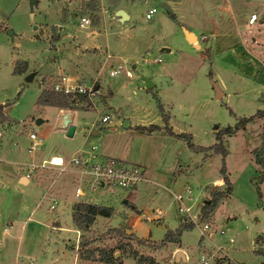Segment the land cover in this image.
Returning <instances> with one entry per match:
<instances>
[{"label": "rangeland", "instance_id": "1", "mask_svg": "<svg viewBox=\"0 0 264 264\" xmlns=\"http://www.w3.org/2000/svg\"><path fill=\"white\" fill-rule=\"evenodd\" d=\"M120 1L125 0H36L30 7L28 0H0V101L7 104V114L11 119L0 117V232L2 227L9 229L8 236L0 234V264H105L79 258V254L87 248H113L114 253L127 256L122 257L121 264H136L128 255V248L129 251L135 250L138 255L152 258L154 264H163L160 261L164 259L163 254L153 256L152 252L157 253L160 249L167 251L166 244L168 247V243L177 244L178 240L181 246L189 250V260L180 261V264H201L198 261L201 255H204L207 264H214L220 254L215 252L214 246L222 247L232 234H239L238 238L245 246L252 236H264V167L255 162V154L264 141V116H254L257 110L264 111V20H261L264 17V0H234L236 5L239 4L248 13L256 12L258 18L252 26H240L244 43L237 46V49L241 47L243 55L223 56L216 63L217 67H210L207 60L204 63L200 60L199 63H193L195 50L179 43L177 36L180 37L181 32L171 17L176 12L171 2L175 0H128L131 4V17L122 23L111 22L112 26L105 32L106 36L113 37L121 34L123 27H127L120 37L126 38V35L135 41V46H126L122 53H114V56L126 59L124 66L132 74V79L121 84V89L129 95L134 91L133 97L140 103L135 109L139 115L159 113L162 109L164 113H173L175 119H180V112H170L171 104L177 98L185 101L183 114H187V117L182 120L185 129L183 133L190 135V143L197 149L188 147L182 138L179 144V141L176 143V140H170L167 136L165 140L155 138L152 141L135 134L127 141L128 137L122 139V135H117L114 141H125L124 149H127L128 154L137 150L146 154L148 151L145 166L142 163L136 164L143 168L144 173H152V183L140 187L139 182L134 191L109 187L89 191L85 188L87 197L82 200L74 197L72 187L68 198L57 200L53 211L48 210V201L35 207V213L31 214L29 222L22 225L23 229H20L21 223L15 221L17 218L25 220L39 197V188L16 183L17 176L25 174L28 164L36 162V167L29 173L30 179L34 178L36 183L40 180V184L48 183L53 180L58 169L55 166V169L51 168L47 163L39 166L42 156L55 152L69 155L73 151L72 144L60 141L56 134L55 110L38 104L37 96L44 86L45 90L51 91L50 84L60 73L58 65L62 62L58 61L68 62L74 47L79 48V44L90 37L87 32H101L93 38L103 46L105 36L101 29L102 10L111 13L115 6L122 5ZM177 1H180L182 11L188 16L201 13L206 5H211L210 0ZM219 1L224 3V0ZM150 5H154L156 10L146 19L144 10ZM81 15L89 18L87 28L78 26ZM60 28V32H57ZM6 29L12 30V36L5 33ZM175 29L178 31L177 36ZM161 44L169 45L171 52L160 51ZM200 44L202 47L205 45L202 41ZM88 52L90 54V50ZM186 55L192 58L191 68L183 66ZM156 56L162 62H154ZM100 61L95 60L94 69H97ZM168 61H173V64ZM109 62H113V59ZM131 64L135 65L134 69L130 68ZM215 72L219 77H215ZM156 73L160 76L154 77ZM28 76L31 77L26 80ZM89 76L82 75L80 79L90 85L94 79L92 75ZM142 78H148L154 84L151 92L158 93L162 100L150 92H147L149 97L138 94L135 85H140ZM112 80L106 68H103L98 79L101 86L98 90L102 95L97 92L91 97L95 107L85 109L82 115L87 121L83 125L85 130L98 129L100 136L107 130L108 122L97 121L94 126H90L89 122L95 121L103 112L108 113L110 97L103 93L108 90ZM211 80L223 92V96L217 100L214 99ZM142 93L146 96V91L142 90ZM14 101L17 103L13 104ZM119 105L122 114L126 108L125 101L122 100ZM159 115L161 117V113ZM248 116H252L251 121L239 125L233 133L221 136V145L225 150V155L221 156L214 149L218 143L215 133L224 127H232L240 118ZM36 119L42 120V123L36 124ZM30 132L43 137L42 145L32 153L27 150ZM154 149H160L161 152L153 153ZM259 156L264 158V151ZM221 164L228 183L222 181L220 185H215L219 183L216 179L221 178ZM66 173L62 174L63 178ZM154 181L161 185L157 186ZM166 187L168 191L164 189ZM186 189L194 197L190 215L199 227L206 222L210 224L209 228L201 237L197 226L192 224L190 228L180 231L176 242H166L163 248L159 246L161 239L167 231L174 232L179 227V218L182 223L191 224L188 218L185 222L178 213L173 198L174 194H185ZM211 191H220L221 196L212 213L202 218L201 207L204 200L210 197ZM64 201H74L72 208L78 202L103 205L112 208L111 214L119 211L118 215L123 213L121 209L126 210L130 205L134 210H131L129 219L137 218L143 236L149 235L153 240L160 241L153 243L137 238L125 224H97L95 217L90 225L78 228L71 221L68 209L57 214V221L65 228L58 231L51 227V224L56 223H50L49 219L63 209ZM22 210L25 212L23 216L20 215ZM199 210L200 216L197 218ZM211 214L213 221L210 219ZM145 217L150 220H145ZM229 222H233L231 227L226 226ZM122 232L130 236L125 237ZM208 232H212L213 236H208ZM16 233L20 235L19 244L10 237ZM84 241H88V244L80 247ZM233 241L237 242L235 237ZM60 245H64L67 255H63ZM120 245L126 246L121 250ZM243 249L247 250V247ZM261 249L264 250V243ZM240 260L248 263L247 259L240 257Z\"/></svg>", "mask_w": 264, "mask_h": 264}, {"label": "crops", "instance_id": "2", "mask_svg": "<svg viewBox=\"0 0 264 264\" xmlns=\"http://www.w3.org/2000/svg\"><path fill=\"white\" fill-rule=\"evenodd\" d=\"M210 1H211L210 2L211 5L210 4L206 5V7L203 8V10H201V13L196 12L192 16H188L182 11L180 7V1H177V0H175L174 2L171 1L172 4L175 5L173 6L174 10H176V12H174V15L171 14V17L174 18V22L177 24V26L175 27H178L180 29V32H181L180 37L177 36L178 31L176 29L174 33H175V36H177V39L179 43L181 44V46L183 47L186 46V48L188 49L190 48L192 50H195L197 59L194 58L193 63L198 62V60L204 63V60H207L209 62L210 67H217L216 63L219 62V59L222 58L223 56L233 55V56L240 57L243 55L241 47H240V50L237 49L238 48L237 46H241L244 43V39L241 36L240 26H242V24H244V26L245 24H247V26H250V24L247 22V17L249 13H251L252 11H249L248 13L245 8L241 7L239 4L236 5L234 3V0H224V3L220 2L219 0H210ZM121 2H122V5L115 6L112 9L111 13L106 11V9L102 10L100 19H101L103 28L101 29L104 32V36H105L103 46L97 43V40H94L93 38V36L99 35L101 34V32L98 33L96 30L95 31L92 30L91 32H87L88 35L90 36L88 37V40L80 43L78 46L79 48L74 47V50H72V56L68 60V62L64 60L58 61V62H62L58 65V69L60 72L58 75H61V74L64 75L68 79V81H70L71 83H75L77 81L85 82L82 79H80L82 78V75H90V76L92 75L91 78L94 79V82L92 83H94V86L97 89V92L100 93L101 95H102L101 91L98 90L101 88L100 84L98 83L99 73L103 68H106L107 75L113 79L110 83L109 88H107L108 90L107 91L104 90L105 93H103V95L110 97V103L107 107L108 113L103 112L102 115H98L95 121L89 122V125L94 126L98 121L97 120L98 117L107 115L110 121V122L108 121V124H107L108 128L102 136L99 135L98 129L90 128L89 130L87 129L85 130L83 125L86 124L87 121L85 120V118H82V115L85 112V109L95 107V105L90 99L88 100L87 98H85L84 95L72 96L73 102H70V104H67L66 106L40 104L44 107H50L55 110L56 124H57L56 134L60 141L71 143L73 146V151L69 155H66L64 153L62 154L59 152L49 153L47 154V156H42L43 158L42 160H44L45 157H47L48 159L51 157L52 158L60 157L63 161H67L69 157L73 155L91 153V150H90L91 146H95L94 154L96 157H103V156L116 157L122 160L126 159V161H131L133 163L134 162L142 163L145 166L146 161L148 159L147 158L148 156L146 157V155L148 154V151H146V154L143 151L139 152V150L128 154L126 152L127 149L126 148L124 149L125 141H121L123 138H125V136L128 137L127 141H130L129 139H132L135 134H138L152 141H155V138L156 139L160 138L161 140H165L166 138H169L170 140H173V139L176 140V143L179 141V144H180L181 138L168 135L167 132H165V130L163 129L164 124L159 115L160 112L159 113L154 112L155 114L140 113L139 115V113L135 112V109L138 108V105L140 103L138 99H135L133 97L134 91H132L131 95H129V94H126L123 89H121L122 88L121 84L124 85V83L129 82L132 79V74L130 72L129 77H126L123 75L122 71L129 69L128 67L124 66V64H126L125 63L126 59L121 58V56L119 55L114 56L116 55L114 53L117 51H119V53H122L123 51H125L126 46H131V47L135 46V41L130 40L129 37H127L126 35H124L126 38L120 37L123 35L122 32L125 31L127 27H123V29L120 31L121 34H118L116 36L108 37L105 35L106 34L105 32H107V29L112 26L111 22L117 21V22L122 23L131 17V13L129 11L131 9L129 5L131 4H129L128 0H125L124 2L120 1V3ZM117 8H122L127 13V18H125L123 21H119L118 17L114 14ZM261 20L263 21L264 17ZM83 28H87V26ZM88 28H91V26H89ZM60 30L61 28L58 29L57 32H60ZM184 30L191 34V39H193V41H189L187 39ZM91 33H94V34L90 35ZM200 41L205 43L204 47L201 46ZM159 47H160L159 49L160 51L164 50L165 52H171V48L169 45L167 46V44H161ZM88 50H90V54L89 52L86 53V51ZM96 59L97 60L99 59L101 61L98 63L97 69H94L96 65L95 63ZM112 59H113V62H109V60H112ZM153 61L156 63L162 62L160 58H158L157 56L153 58ZM168 62L170 64H173V61H168ZM184 64L185 65L183 66H186L187 68L192 67V58L189 55H186ZM118 66L121 68V71L115 73L114 75L108 74L111 69L118 68ZM134 67H135L134 64L130 65L131 69H134ZM154 75H153L154 77L160 76L159 73H156ZM214 75L215 77H219L217 72H215ZM121 77L123 78V80L121 79ZM119 78L122 80V82L120 81ZM148 82H149V79H148ZM149 83L151 84V82ZM210 84L214 92V99L217 100L215 96L218 94L221 98L223 96V92L221 91V89L216 85V83L213 80L210 81ZM135 86L138 91V94L141 93L143 97H149V93L147 94V92L152 93L151 91L153 90L154 84H151L150 87H146L144 78H142V83L140 85L136 83ZM45 89L46 87L44 86L42 90H40L39 94ZM142 90L146 91V96H144V93H142ZM157 94L152 93V95H154L155 98H159L160 100H162L159 97V94L158 95ZM178 99L179 98H177L174 101L175 103L171 104L170 112L171 111L180 112L182 114L181 118L175 119L173 116V113L172 114L170 113L169 115L168 113H165L167 115L166 129H169L174 134L183 133L185 131V129L183 128L182 120H184V118L187 117V114H183L185 113L184 112L185 101H180ZM122 100L125 101L126 108L124 109V112L121 114L119 103ZM163 100L166 101V99H163ZM16 103L17 101L13 102V104H16ZM144 103H146L145 100H144ZM86 106H89V107H86ZM0 108H1L2 115L8 118L9 120H11L9 118V115L7 114V104L4 103L3 100L0 101ZM113 115H114V119H113ZM121 118L123 120H120ZM40 123H42V120ZM70 124L74 126V129H73L71 137H67L65 135V131H66L67 126ZM147 125H156L158 128L151 132L137 130V127L147 126ZM117 135H122V139L115 142L114 139ZM42 138H43L42 136L36 135V139L39 141L38 147L42 145ZM158 152H161V150L154 149L153 153H158ZM29 153H32V151H29ZM32 165L36 166L37 163L31 162L30 164H28L29 166L27 168L29 169L28 172L26 169V173L18 175L16 179V183H19L20 185L28 186L31 184V185H34L33 186L34 188L36 189L39 188V197L37 199V203L35 204L34 207H31V209L28 212V215H26L25 217V220H22L21 218L15 219L16 222L21 223L20 229H23L22 225L25 222L30 221L31 214L35 213L36 211V209H34L35 207L37 208L43 201H48L49 202L48 210L53 211L56 208L57 200L59 198H62V200H65L66 198H68L69 190H71L70 188L73 187L74 189V185L76 183V175H75L76 173L72 172L69 169H66L63 172L57 171L58 174L56 173L57 175L56 174L54 175V178L52 181L45 183L46 185L43 184L42 182H41L42 184H40V180L39 182L36 183L34 178L30 179L31 176L29 175L30 171L32 170L31 169ZM52 167L55 169L54 166H51V168ZM263 171L264 169H262V172ZM64 172H67L66 173L67 175L65 178H63L64 175L62 176ZM151 174L152 173H149V171H147V173H144V179L141 181L140 187L144 186L145 183H152L151 179H154V178H151ZM262 179H264V176ZM157 181L161 182V180H157ZM216 181L219 183H216V184L214 183L215 185H220V183H222L221 178H217ZM154 183L157 186L161 185L160 183L155 182V181ZM167 187L164 189H167L168 191ZM134 190L135 188H133L131 191H134ZM52 199H54V205H53V208H50ZM31 200L29 201L31 202ZM73 202L74 201H71V202L64 201L63 209L57 211L56 215H52L51 219H49L50 223H56L54 225L51 224V227H55L56 230L58 231L65 229L62 226H60L59 222L57 221V217H58L57 214H61L66 209H68L70 213L69 216L71 219V211H72ZM129 206H128V209L126 210H124L125 208L121 209L123 210L124 214L122 213L121 215H118L119 211L118 212L113 211V213L109 217H104V216H99V215L94 216L95 217L94 221L100 225L104 223L113 224L111 226H115L118 224L119 225L125 224L127 227L130 228V232L134 234L137 238L147 239L153 243L159 242L160 240L158 241L153 240L152 238H150L149 235L146 237L143 236L140 230V222L137 220V218L129 219L131 210L132 209L134 210V207L132 206L129 207ZM24 214L25 212L24 210H22L20 215L23 216ZM38 216L40 217L41 214H39ZM210 219L211 221L214 220L212 214H211ZM181 223L182 221L179 218L177 222V226H179ZM229 223L230 224L226 225L227 227H231L233 225V222H229ZM197 228L199 230L200 236L202 237L203 235H202L201 230L199 229V227ZM8 232H9V229H7L6 227H2L0 234L8 236L9 235ZM238 235L239 234H232L231 237H228L227 242H225V244L222 247H219L221 245L214 246L215 252L220 253L215 258L214 264H216L217 261L220 262V260L222 259L221 257L223 256L226 257V261H228L229 264H264V250L261 249L262 244L264 243V236H261V235L252 236V238L248 240L247 246H245L243 241L238 238ZM10 237L13 239H16L17 243H18V239H20V235L17 233L14 235H11ZM233 237H235V240H237V242L233 241ZM178 241H177V244L174 243L171 245V243H168V247L166 244L165 249L167 248V251L160 249V251H158L157 253L152 252L151 255L154 254L153 256H157L162 253L164 259H161L160 261H162L163 264H172L173 262H175L176 264H180V261L186 262L187 260H189V253H188L189 250L181 246ZM197 242L199 243V239ZM244 247H247V250H244L243 249ZM60 249L63 251L64 256L67 255V252H65L64 245H60ZM113 255L120 259L119 264L122 263V259L124 257L125 258L127 257V256H124L123 254L122 255L119 254L118 252L113 253ZM240 257L242 259H247L248 263L242 262L240 260Z\"/></svg>", "mask_w": 264, "mask_h": 264}, {"label": "built area", "instance_id": "3", "mask_svg": "<svg viewBox=\"0 0 264 264\" xmlns=\"http://www.w3.org/2000/svg\"><path fill=\"white\" fill-rule=\"evenodd\" d=\"M156 10L154 5H150L144 11V17L146 19L151 17V14ZM258 16L256 12L252 11L249 13L247 17V22L252 24L255 20H257ZM89 24V18L86 15H81L78 18V26L86 27ZM159 60V59H157ZM121 71V68L111 69L109 71V75H114L115 73ZM123 75L126 77L130 76V70L126 69L122 71ZM50 90L56 93H60L63 95H84L88 99L93 97L97 93V89L94 84L91 83L87 85L85 82L77 81L75 83H71L64 75H58L57 79H55L50 84ZM98 121L104 123L108 122V116H100L97 118ZM29 145L27 147L28 151L35 150L39 141L36 139V134L30 132L28 134ZM95 146H91V153L89 154H81V155H73L69 157L67 161H63L60 157L59 162L57 164L52 163V157L48 160H42L39 163V166H44L45 163L50 166H55L59 172H62L66 169L71 170L72 172L78 174L76 177V183L73 189V195L75 198L82 200L87 197V190L92 191L99 187H109V188H117V189H133L136 185L144 179V170L143 168L136 163L128 162L116 157H96L94 154ZM35 165L31 166V169L35 168ZM174 201L176 202L178 213L183 216L184 221L186 222V218H188V222L197 225V222L194 221L193 217L190 215L191 204L194 200V197L191 196L190 190L186 189L185 194L181 195V193H177L173 195ZM54 199H52V203L50 204V208H53ZM200 216V210L198 211L197 218ZM145 220H150L148 217H145ZM209 223L203 222V224L199 227L202 232H204L209 228ZM220 233H223L220 230ZM208 236L212 237L213 233L208 232ZM221 264H229L226 261V257H221ZM198 261L201 264L206 263V258L204 255H201ZM31 264V263H29Z\"/></svg>", "mask_w": 264, "mask_h": 264}, {"label": "trees", "instance_id": "4", "mask_svg": "<svg viewBox=\"0 0 264 264\" xmlns=\"http://www.w3.org/2000/svg\"><path fill=\"white\" fill-rule=\"evenodd\" d=\"M69 96V95H67ZM65 98L67 100H65ZM68 102H73L72 97H64L63 94L56 93L53 91H48L44 90L42 91L38 98H37V103L42 104V105H55V106H66ZM1 110V108H0ZM161 113V120L163 121V129L165 132H167L170 135H173L178 138H182L185 140L186 144L188 147L192 149H197V147H194L190 143V135L186 133H179V134H174L172 133L169 129H166V122H167V115L160 109ZM264 116V111L257 110L254 113V116ZM0 117H3L1 111H0ZM252 120V116L248 117H242L240 118L235 125L232 127H224L220 130H218L215 133V138L218 140V143L214 147L215 151L220 152L221 156L225 155V150L223 149L221 145V136L224 134H231L233 133L238 126H243L245 123L249 122ZM158 127L156 125H148V126H140L137 127V130L139 131H146V132H151L153 130H156ZM264 151V141L262 143V147L258 152L255 154V162L258 163L259 165L264 167V158L260 157V152L262 153ZM220 174L222 181L225 182L226 184L228 183V179L224 173V166L221 164L220 168ZM221 196L220 191H211L210 192V197L207 200V202H203L202 207H201V217L206 218L209 213L213 210L215 207L217 201L219 200ZM112 212V208L106 207L103 205H97V204H91L87 202H78L74 205L72 208V214H71V219L72 222L78 227V228H84L85 226H88L92 223L94 216L99 215V216H104V217H109ZM192 224H185L181 223L179 227L174 231H167L161 239L159 246H163L166 242H176L177 238L180 234V231L185 228H190ZM125 237H129L128 235L125 234V232H122ZM88 241H84L83 243H80V247L85 245ZM139 243H143L142 240H138ZM88 244V243H87ZM123 246L126 245H120L119 249H123ZM96 253V255H95ZM114 249L113 248H87L85 251L79 254V258L85 259V260H94V261H99L105 264H110V263H118L119 258L115 257L113 255ZM124 253V252H123ZM128 255L132 257L136 264H154V261L150 257H145L142 255H138L135 250L131 249L129 251L128 248ZM216 264H221L219 261L216 262Z\"/></svg>", "mask_w": 264, "mask_h": 264}, {"label": "water", "instance_id": "5", "mask_svg": "<svg viewBox=\"0 0 264 264\" xmlns=\"http://www.w3.org/2000/svg\"><path fill=\"white\" fill-rule=\"evenodd\" d=\"M35 2H36V0H28V3H29V6H30V7H31L32 4H34ZM114 14L118 17L119 21H123L125 18H127V13H126L125 10L122 9V8H117V9L115 10ZM184 31H185V30H184ZM5 33H6L7 35H9V36H12V30H11V29H6ZM185 35H186V37H187V39H188L189 41H193V39H191V34H190V33H188V32L185 31ZM132 67H133V65H132ZM30 77H31V76L26 77V80H29ZM144 82H145L146 87H150V86H151V84L148 82V79H147V78H144ZM216 90H217V88H216ZM215 97L218 98V97H219V94L216 95ZM40 122H41L40 119H36V120H35V123H36V124H39ZM73 129H74V126H73V125H71V124L68 125L67 128H66V131H65V135H66L67 137H71L72 132H73ZM4 167L7 168V166H4ZM205 202H207V200H205Z\"/></svg>", "mask_w": 264, "mask_h": 264}, {"label": "bare ground", "instance_id": "6", "mask_svg": "<svg viewBox=\"0 0 264 264\" xmlns=\"http://www.w3.org/2000/svg\"><path fill=\"white\" fill-rule=\"evenodd\" d=\"M58 162H59V158L58 157L52 158V163L53 164H57Z\"/></svg>", "mask_w": 264, "mask_h": 264}]
</instances>
